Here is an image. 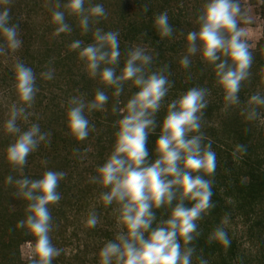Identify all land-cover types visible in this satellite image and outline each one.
Returning <instances> with one entry per match:
<instances>
[{
  "label": "clouds",
  "instance_id": "1",
  "mask_svg": "<svg viewBox=\"0 0 264 264\" xmlns=\"http://www.w3.org/2000/svg\"><path fill=\"white\" fill-rule=\"evenodd\" d=\"M50 3L55 35L73 32L66 22V13L78 18L82 35L91 31V43L76 39L69 47L79 50L89 78L98 77L105 88L114 89L112 95L117 100L112 112L122 117L114 122L117 131L112 152L90 178L91 183L102 189L99 201L105 207L114 205L112 214L117 229L114 238L100 249L99 264H192L196 249L190 245L202 235L199 222L215 207L211 198L217 155L212 140L202 131L210 90L191 87L168 103L155 143L157 158L151 162L147 139L156 131V114L174 86L169 79V66L164 64L153 70V56L140 45L133 44L122 53L119 30L104 32L99 27L93 30L92 25L107 19L103 4H92L90 0L63 3L50 0ZM11 5L12 0H0V56L22 48L19 25L10 23ZM242 21L247 23L248 19L240 0H206L197 17L198 30L185 36L186 54L179 60L180 67L188 69L192 62L190 57L199 54L203 62L214 66L216 84L223 91L224 111L241 105L238 93L251 76L254 57L244 38L246 29L241 27ZM153 27L161 39L172 37L174 29L167 10L154 16ZM122 56L123 67H119ZM13 72L12 87L17 100L10 106L4 130L16 138L6 149V160L14 171L21 173V178L8 175L5 182L14 185L15 196L27 202L25 219L18 221L17 226L34 237L29 264H53L62 250L52 243L53 218L49 206L61 200L57 189L67 173L47 170L39 179L22 175L29 155L42 142L50 144L51 134L42 132L38 123H31L27 130L19 126L18 121H29L32 113L28 109L32 108L39 88L33 69L21 60H16ZM40 76L52 80L54 70L49 68ZM129 82L138 91L123 107H118L121 103L118 98ZM108 101V94L99 88L88 101L83 95L71 97L66 111L69 135L78 142L87 139L95 125H90L85 111H103ZM260 108H264V95L256 92L241 108L240 115L248 122L264 123ZM235 152L246 155V145L236 144ZM155 209H164L168 218L153 227L157 219ZM98 223L97 212L89 211L86 227L95 228ZM226 223L227 216L222 217L207 237L209 244L215 242L221 247H230ZM198 261L209 264L202 254Z\"/></svg>",
  "mask_w": 264,
  "mask_h": 264
},
{
  "label": "trees",
  "instance_id": "2",
  "mask_svg": "<svg viewBox=\"0 0 264 264\" xmlns=\"http://www.w3.org/2000/svg\"><path fill=\"white\" fill-rule=\"evenodd\" d=\"M124 2L120 7L121 11L118 16L109 26L113 31L119 30L120 32V50L122 53L126 52L128 48L133 44L145 45L148 50H152L150 53L156 56L154 63L156 69L163 66L165 59H173L172 55L165 54L177 51V47L181 46L185 42V36L188 31L196 28L198 30L197 17L199 15V7L202 0H121ZM250 6L256 7L261 0H245ZM31 2V1H30ZM55 2V0H53ZM66 2V0H61ZM147 6V11H145ZM29 8L28 3H23V0H12L11 5V17L10 23L19 25L20 39H25L23 35V29H20L22 25V12ZM167 10L169 16V23L174 29L172 37L161 39L157 31L153 27V19L156 14ZM191 11L193 16L190 17ZM19 12V13H18ZM51 13V10H50ZM73 18V19H72ZM67 23L74 28L78 27V18L74 16H66ZM51 22V17H50ZM54 25L53 23H51ZM27 25V24H25ZM96 27H99L105 31V27H101V20ZM56 26V25H55ZM94 25H92L93 27ZM26 28V27H25ZM94 30V29H93ZM73 37H81L85 43L92 42L91 31L87 35H82L81 30L73 29ZM69 36H72L69 34ZM48 44L51 47V52L55 53L59 50V46H65L61 48V53L57 57H51L52 65L57 67L63 66L64 72L55 81L56 84L66 89L63 91L65 96L64 103H55L54 92L51 90L53 85L51 80L43 79L40 76L41 72L47 71L50 67V63H45L41 50H34V46H28V48H22L27 56L32 58L29 61L25 59L21 60L27 66L31 67L36 75V86L39 88V92L35 97V101L32 108H38L40 114H38V120L42 132H49L50 144L48 142H42L39 148V155L37 157H28V163L23 169V176L31 179H39L43 173L47 170L52 171H64L67 173L66 177L60 181L57 191L61 194V200L56 205H50V212L53 218V231L50 233L52 243L62 250L61 255L53 260V264H69L71 260H65V249L62 246L64 239L66 238L67 220L70 217L71 210L70 205L73 202L82 203L88 195V188L92 184L90 178L96 175L95 169L97 166L102 165L107 157L113 150L115 142V132L117 128L114 127V122L122 118L118 114L112 112V108L116 105L117 98L112 95L114 89L105 88L100 85L95 79L89 78L85 71V63L79 58V53L70 49V42H66L65 36L54 35L50 36ZM59 41V42H58ZM24 44V43H23ZM59 44V45H58ZM67 44V45H66ZM23 47V46H22ZM78 56V57H77ZM160 60L163 63H159ZM54 63V64H53ZM165 64V63H164ZM209 65V64H208ZM42 66V68H40ZM212 66V65H209ZM119 67H123V56ZM154 65H152V68ZM204 67L203 62L197 61L196 65H192L191 71L193 73H199ZM75 69H79L82 74L81 81L79 83L74 82V78L71 76ZM78 70V71H79ZM257 73L264 74V62L260 61L257 66ZM119 74V68L117 69ZM10 77L14 80V72L12 69L4 70L0 74V84L5 82ZM99 79V78H98ZM130 82L125 84L124 92L118 98L120 105L123 107L132 94L138 89L129 87ZM127 86L129 88H127ZM104 90L108 96V104L105 105L103 111H92L91 113L85 111V115L89 119L90 125L95 126L94 131H90L89 136L84 141H76L69 135L66 122L67 101L73 96L83 95L85 100H91L97 89ZM46 95L45 102L41 101V97ZM36 106V107H34ZM28 109V111H30ZM232 122H238L239 118L232 119ZM229 123V122H227ZM242 131V134L234 140L235 144H243L247 147V154L241 155V163L234 168L230 175L221 172L219 164L216 169L215 183L213 187L212 201L215 207L211 210L210 214L199 222V228L202 230V235L195 240L192 245L196 249L195 257H199L201 254L208 260L209 264H235V260L238 256V247L235 239H231L230 247L224 248L219 244L213 242L209 244L207 237L213 228L219 224V218L225 214L229 206H232L239 217L243 220V224H249L248 232L254 234L256 239L262 243L264 239V168L262 166L263 161L260 160L256 154L255 141L252 140L249 131ZM160 128H156L154 133H150L147 139V149L149 151L148 159L151 162L157 158L155 153V143L159 138ZM233 134V133H232ZM244 135V136H243ZM237 135L235 134L234 137ZM8 142V139L6 140ZM206 142V141H205ZM10 142H8V146ZM7 146V147H8ZM213 142L212 148L216 152L218 146ZM7 149V148H6ZM73 149H79L78 152H74ZM85 149L87 151L85 152ZM92 151V152H89ZM85 155H90L92 159L89 164L88 161L80 162L81 158ZM232 154L227 158L219 157L220 163L224 161V168L228 165H232ZM46 161V163H45ZM84 168V171L82 169ZM221 177H219L220 175ZM8 175H12L15 179L21 178V173L14 171L6 160V151L3 156H0V264H29V261H22L19 253V248L24 243H34V237L27 233L25 228L17 226V222L25 219V208L27 202L15 196L16 188L14 185H8L5 182V178ZM218 176V178L216 177ZM228 176L227 182H219L218 180L225 179ZM222 187L224 190H222ZM99 201V200H98ZM99 206H103L99 202ZM191 206V204H187ZM155 215L157 217L153 224V227L161 219H167L168 215L164 212V209H155ZM101 232H107L111 235V232L102 225ZM257 229V230H256ZM256 230V232H255ZM102 240V241H101ZM112 240V239H110ZM108 240L100 239V243L105 244ZM101 244V246H103ZM75 250L74 259L79 260V255L82 251ZM82 249V247H81ZM73 253V252H72Z\"/></svg>",
  "mask_w": 264,
  "mask_h": 264
},
{
  "label": "rangeland",
  "instance_id": "3",
  "mask_svg": "<svg viewBox=\"0 0 264 264\" xmlns=\"http://www.w3.org/2000/svg\"><path fill=\"white\" fill-rule=\"evenodd\" d=\"M90 2L92 4L101 3L104 5L107 12V19H100L102 23L101 27H105L106 30L104 32L110 31L111 29L107 28H110L109 25L116 18H118L121 11L120 7L123 6L124 2L121 0H90ZM23 3H28L29 8L26 7V9L23 10L21 14L23 21L21 22L22 25L20 26V29L24 30L23 35L25 36V39L22 40L24 43H22V48H28L27 45H32L34 46V50H41L45 61L42 62V65L45 63H50L51 65L49 68L54 70V78L51 80L53 88L51 90L54 92V94H56L54 95L55 103H64L66 98L63 94V91L66 89L62 86V83L58 85L59 83L56 84L54 80H56L58 77L60 78L61 74H63L65 70L61 65H58L57 67L52 65L51 57L56 58L57 55L61 53V50H63L61 48H65V46H59L61 48H59V50H57L55 53L50 51L51 47L48 44L49 41L47 38L50 36L53 37L55 35L54 33L56 28V26L52 25V22H50V10L52 7L50 0H23ZM205 3L206 0L199 2V12ZM240 3L248 19L247 23L243 21L241 22V27L246 29L244 38L249 43L250 51L254 57L250 70L251 76L249 80L243 83L241 91L238 93L241 105L237 107H231L227 109V111L223 110V91L216 84L214 66H209L207 63L203 62L199 54L190 57L192 62L188 69H183L180 67L179 60L186 54V42H184L181 48L180 46L176 48V52H164L165 54L173 56L172 60L166 58L164 63L169 66V71L171 72L169 79L173 82L174 86L169 90L160 112L156 114L157 128H159L160 122L163 120L166 114L168 103L174 99H177L182 93L191 87L200 86L208 88L210 90V95L207 97L209 104L206 109H204L202 131L212 140V142L216 143V146H218L216 149H218L217 161L219 167L221 168V172H223V174L227 173L228 175H230L233 171L236 172L237 168L234 167H237L242 162L240 159V153L235 152L236 144L234 143V140H237L236 138L242 134L244 129L249 131L252 140L255 141V156L263 161L262 166L264 168V123L261 121L248 122L243 116L240 115L241 108L245 106V103L251 95L256 92H260L262 95H264V74L257 73V66L259 65L260 61L264 62V0H261L256 7L250 6L245 0H240ZM66 16L69 17L67 13ZM192 16L193 12L191 11L190 17ZM96 26L97 25L94 24L93 29ZM73 29L80 30L79 27L76 26H74ZM196 30L197 29L193 26V29L190 31ZM71 35L72 36H69V34H63V36H65L66 42H70V44L76 39L82 40L81 37H73L72 33ZM83 42L86 44L84 40ZM139 45L146 47L142 44ZM22 48L19 52L9 53L7 56H0V74L4 70L12 69L17 59H25L26 61L32 59L27 56V53H24L25 51L23 52ZM148 51L150 53L152 50ZM74 52L79 53V50ZM155 58L156 56H153V70H156V65L154 63ZM198 60L203 62L204 67L202 68L201 72L193 73V71H191V67L192 65H196ZM158 61L159 63H163L160 60ZM40 68H42V66ZM78 70L79 69H75L74 73L71 75L74 78V82L77 83L81 81L80 74H82V69L81 71ZM96 81L101 85L98 77ZM13 83L14 80L8 77L5 82L0 84V156L5 154L8 142L11 144L16 138L13 135L7 134L4 130V123L8 119L10 106L17 100L16 94L12 87ZM129 87L131 86L129 85ZM129 87L127 86V88ZM40 99L41 101L45 102L44 100L46 99V95H43ZM258 111H260L261 115L264 116V108H260ZM30 112L32 115L28 122L18 121V124L22 130H27L31 123H38L40 125L38 120V114H40L39 109L33 108L30 109ZM237 117L239 118L238 122L231 121L232 119L237 120ZM95 126L100 127L98 125ZM41 127L42 125H40V128ZM235 134L237 135L236 137H234ZM7 139L8 142H6ZM40 147L41 146H39L36 151L31 153L29 157H37L40 152ZM231 154L233 157L231 161L232 165H228L226 168H224V161L220 163L218 158L221 156L227 158ZM90 159H92L90 155H85L81 158L80 162L83 164L84 162L88 161L87 164H89L91 162ZM82 171H84V168ZM221 176L222 175L219 177ZM216 177L218 178L217 175ZM227 178L228 176L226 175L225 179L218 181L227 182ZM222 190H224L223 187ZM101 191L102 189L100 186H94L91 184L88 188V195L86 199H84L82 203L73 202L69 207L71 214L67 220L66 238L62 243V246L65 249L64 253H66V262L67 260H71L69 264H99L98 253L103 247L101 246L102 243H100V239L102 238L104 240H110L114 238V235L117 231L115 219L112 214L114 205L108 207H105L104 205L101 207L99 206L100 201L98 200ZM91 210H95L99 216V223L95 228H88L85 225L87 214ZM225 216H227V223L224 226L226 227L228 236L235 239L237 242L238 256L234 261L235 264H264V239L263 242L260 243L254 234L248 232V227L250 225L243 224V220L239 217L236 210L232 206H229L225 214L221 215L219 218V223L221 218ZM102 225H104L107 230L111 232V235H109L107 232L100 231ZM78 246H80L79 250L82 252L79 255V260H76L72 256L74 255L75 250H78ZM31 247L32 244L28 246L25 243L20 246L19 253L22 261H29L28 257L31 252ZM192 264H199L198 257L193 256Z\"/></svg>",
  "mask_w": 264,
  "mask_h": 264
},
{
  "label": "built area",
  "instance_id": "4",
  "mask_svg": "<svg viewBox=\"0 0 264 264\" xmlns=\"http://www.w3.org/2000/svg\"><path fill=\"white\" fill-rule=\"evenodd\" d=\"M25 244H27L28 246H30V245H31L30 243H25Z\"/></svg>",
  "mask_w": 264,
  "mask_h": 264
}]
</instances>
